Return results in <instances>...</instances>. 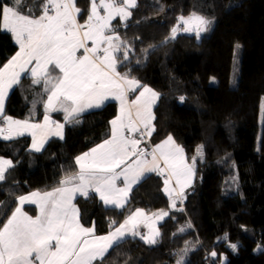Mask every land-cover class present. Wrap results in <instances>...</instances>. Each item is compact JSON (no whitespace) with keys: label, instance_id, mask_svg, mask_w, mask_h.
<instances>
[{"label":"trees","instance_id":"16d2710c","mask_svg":"<svg viewBox=\"0 0 264 264\" xmlns=\"http://www.w3.org/2000/svg\"><path fill=\"white\" fill-rule=\"evenodd\" d=\"M75 2L84 19L91 0ZM26 4L41 14L33 0ZM131 11L126 22L114 20L115 33L107 32L129 49L117 72L160 94L155 130L142 138L153 144L171 135L190 162L197 146H203V155L197 156L193 184L176 208L170 206L175 196L164 192L163 175L157 172L139 182L123 208L106 206L94 191L76 199L80 222L94 226L97 234L118 227L136 209L168 212L156 245L125 237L102 264H176L185 241L190 249L185 264H264V0H138ZM193 12L212 21L209 31L199 40L194 33H179L164 42L177 18ZM18 48L0 22V68ZM49 70L60 75L52 66ZM33 79L29 72L22 76L7 98L5 115L39 121L46 114L50 85ZM117 115L114 100L85 111L76 117L78 123L66 122L62 139H50L39 152L31 149L29 135L0 140V157H10L14 165L0 182V226L16 208L17 197L57 188L61 179L78 173L75 158L110 137V121ZM181 227L186 231L178 232Z\"/></svg>","mask_w":264,"mask_h":264},{"label":"snow or ice","instance_id":"6c2138e0","mask_svg":"<svg viewBox=\"0 0 264 264\" xmlns=\"http://www.w3.org/2000/svg\"><path fill=\"white\" fill-rule=\"evenodd\" d=\"M33 4L38 5L39 16L35 15L37 8L27 6L26 0H9L7 3L0 0L2 28L13 35L20 47V51L0 68V123L5 125L0 127V139L11 141L25 132H31L32 148L39 152L44 143L36 142L34 130L48 125V112L62 111L66 122L75 120L78 123L76 117L81 113L100 108L113 98L120 101V110L110 121V138L75 158V163L79 165L78 173L61 179V187L52 191L41 194L37 190L17 197L19 206L0 226V264H93L98 260L102 264L109 249L127 236H138L147 245H156L160 236L158 229L150 228L148 235H141L137 230L138 218L150 219L144 217L142 209H136L115 231L96 236L94 226L84 227L80 223L79 211L72 204L77 194L88 196V189L92 188L106 205L123 208L128 192L145 178L146 173L164 175L167 171L164 191L170 198L175 196L170 206L176 208V201L182 202L185 189L191 186L197 156L203 155V146H197L196 155L191 158L190 164L187 163L184 150L169 135L154 147L149 167V161L145 159L149 153L139 148L140 140L125 135V131H128L138 132L141 136L146 132L151 136L155 130L152 126V105L160 95L138 80L128 79V74L121 76L116 72L117 63L129 59V49L122 48L125 42L118 35L104 34L106 31L115 33L111 22L117 17L126 22L132 16L131 9L138 6V0H99V5L96 0H91V12L84 24L77 23L81 9L76 7L75 0H33ZM98 8H102L106 14L101 15ZM211 23L208 18L195 12L187 17L180 16L164 42L175 39L180 31L194 33L199 40L202 33L209 31ZM83 29L86 30L81 34ZM88 40L92 41L93 47L86 46ZM100 43L107 44L102 56L98 55ZM80 49H83V54L77 56ZM142 51L147 53L148 49ZM116 53H120L123 59L118 60ZM33 61L36 64L30 70L33 83L39 84L43 79L46 86L50 85L46 87L48 95L44 103V125L15 120L4 114L9 90L20 85L22 73L27 74L28 65ZM50 65L52 71L58 69L60 75L52 76ZM140 88L143 90L129 105L126 93ZM184 99L183 96L179 97L181 102ZM132 106L136 108V117L144 131L132 120ZM63 128L64 124L56 123L55 130H49V135L62 139ZM157 152L164 167H160ZM130 157L134 159L126 163ZM13 166L11 160L0 157V182L5 181L6 173ZM121 177L124 183L122 188L116 186V181ZM173 178L177 188L168 187ZM26 203L39 204L40 214L33 218L25 213L22 206ZM165 216H168V212H161L156 219L162 220ZM187 227L192 226L188 224ZM185 231L184 227L178 230L180 233ZM188 243L185 241V248L180 250L184 254L179 255L176 264H185L186 254L190 250ZM230 247L235 250L237 244ZM210 255L216 257L217 253L213 251Z\"/></svg>","mask_w":264,"mask_h":264},{"label":"crops","instance_id":"0c3cea01","mask_svg":"<svg viewBox=\"0 0 264 264\" xmlns=\"http://www.w3.org/2000/svg\"><path fill=\"white\" fill-rule=\"evenodd\" d=\"M96 3L99 5V0H97L96 1ZM75 5H76V2H75ZM77 8H79L78 6H76ZM80 9V8H79ZM98 11L100 12V14L101 15H105L106 13L104 12V10L102 9V8H98ZM90 12H91V6H90V11H89V14H90ZM89 14L87 15V17H85L84 19H82V17H80V15H81V13L80 14H78L77 15V23H79V24H84L85 23V21L87 20V18H88V16H89ZM116 19H119V17H117V18H115L114 20H116ZM114 20L111 22V24L114 22ZM84 30H86V29H83V30H81V34H82V32L84 31ZM105 35H115V34H110V33H108L107 31L104 33ZM15 39V38H14ZM114 43H115V41H114ZM18 44V43H17ZM18 46H19V44H18ZM86 46L87 47H89V48H91V47H93V43H92V41L91 40H88V41H86ZM105 47H107V44H105V43H100L99 44V52H98V55H103V48H105ZM20 51V47L18 48V50L16 51V53L17 52H19ZM16 53L14 54V55H16ZM83 54V49H80V50H78L77 51V53H76V55L77 56H80V55H82ZM13 55V56H14ZM116 55V54H115ZM12 56V57H13ZM11 57V58H12ZM10 58V59H11ZM116 58H117V56H116ZM10 59H8L6 62H5V64L10 60ZM4 64V65H5ZM3 65V66H4ZM3 66L1 67V68H3ZM51 66V65H50ZM49 66V67H50ZM33 67H36V64H35V61H33V63H31V64H29L28 65V72L29 73H31V68H33ZM116 67H117V65H116ZM116 72H117V70H116ZM24 74L22 73V76H23ZM122 76V75H121ZM128 79H134V78H130V77H127ZM140 82V81H139ZM149 88H151V87H149ZM151 89H153V88H151ZM12 90V89H11ZM11 90H9V94H10V92H11ZM143 89L142 88H140V89H138L137 91H135V92H127L126 93V96H127V101H128V103H129V105H131V102L133 101V100H135L136 99V96H138L139 94H140V91H142ZM155 92H157L155 89H153ZM158 93V92H157ZM9 94H8V96H9ZM8 96H7V98H8ZM7 98L5 99V104H6V101H7ZM46 100H47V98H46ZM112 100H114V101H116V103H117V105H118V114H119V110H120V101L119 100H117V99H109L108 101H112ZM158 100H159V98L157 99V101H156V103L154 104V105H152V114H153V116H154V119L152 120V126L154 127V120H155V107H156V105H157V103H158ZM108 101H106V102H108ZM105 102V103H106ZM93 109H96V108H93ZM5 110V109H4ZM88 110H92V109H88ZM88 110H86V111H88ZM85 112V111H84ZM83 112V113H84ZM54 113H59L60 115H62L63 116V119H60V118H58ZM131 113H132V120L135 122V124H136V126L137 127H139V128H141V131H142V129H143V126L139 123V120L137 119V117H136V108H135V106H132L131 107ZM82 114V113H81ZM47 115L49 116V118H50V122L48 123V125L47 126H45L44 128H42V129H36V130H34L35 132H36V137H35V139H36V142L37 143H40V142H42L43 141V143H44V147H45V145L47 144V142L50 140V139H52V138H54V137H58V136H52V135H49V130H55V128H56V123H60V124H64V128H63V136L65 135V129H66V121H65V119H64V113L62 112V111H50V112H48L47 113ZM44 117H45V115L42 117V119L41 120H39V121H34V120H30V119H21V118H19L20 120H27L30 124H38V125H44L45 124V120H44ZM14 119V118H13ZM17 120V119H16ZM52 122H56V123H52ZM3 126H5L4 124H2V126H0V127H3ZM146 133V132H145ZM25 134H27V135H29L30 137H31V145H30V147H31V149L33 150V151H35L33 148H32V144H33V137H32V134H31V132H25ZM24 134V135H25ZM125 135L126 136H130L131 138H133V139H137V140H140V144H139V148L140 149H142V150H145L147 153H149V155L147 156V157H145V159H147L148 161H149V164H148V166L149 167H151V159H152V157H151V153H152V151H153V149H154V147L157 145V144H161L162 142H159V143H153V144H150V143H148L147 142V140H144L143 138H142V136H141V134L140 133H138V132H128V131H125ZM19 137V136H18ZM45 137H47V139H45ZM16 138V137H15ZM60 138V137H59ZM110 138V137H109ZM108 138V139H109ZM167 139V138H166ZM165 139V140H166ZM164 140V141H165ZM175 141V140H174ZM102 143V142H101ZM101 143H99V144H101ZM175 144L177 145V146H179L180 148H182L176 141H175ZM98 145V144H97ZM43 147V148H44ZM95 147V146H94ZM93 147V148H94ZM92 149V148H91ZM183 149V148H182ZM184 150V149H183ZM89 151V150H88ZM88 151H86V152H88ZM85 153V152H84ZM82 155V154H81ZM156 155H157V158H158V160H159V163H160V167H164V164H163V160L162 159H160V153L159 152H157L156 153ZM184 157H185V159H186V161H187V163H191L190 161H189V159L187 158V156H186V154H185V152H184ZM132 159H134V157H130L129 158V161H127L126 163H128V162H130ZM124 167V165H122L121 166V168H123ZM117 171H120V169H117ZM150 173H152V172H149V173H146V175H145V177L148 175V174H150ZM158 173V172H157ZM168 177V173H167V171L164 173V175H163V178H164V180L166 179ZM195 177V176H194ZM193 181H194V178H193V180H192V183H191V185L193 184ZM139 184V182L137 183V184H134L133 186H132V189H131V191L137 186ZM69 187L71 186V185H68ZM116 186L117 187H124V183H123V177H121L120 179H118L117 181H116ZM59 187H61V186H59ZM166 187V185H165V183H164V188ZM168 187L169 188H177V185H176V183H175V178H173L172 180H171V182H170V184L168 185ZM58 188V187H57ZM189 188V187H188ZM188 188H186L185 190H187ZM55 189V188H54ZM53 189H51V190H48V191H52ZM178 190V189H177ZM89 191H94L92 188H89L88 189V192ZM131 191H129L128 192V195H127V198H126V201H125V203H124V206L127 204V202L129 201V198H130V193H131ZM33 192V191H32ZM45 192H47V191H45ZM95 192V191H94ZM165 192V191H164ZM29 193H31V192H29ZM29 193H26V194H24V195H27V194H29ZM44 192H41V194H43ZM96 193V192H95ZM166 193V192H165ZM96 194H98V193H96ZM167 195H168V193H166ZM79 196H82V195H79V194H77L74 198H73V200H72V204L76 207V199L79 197ZM98 196L100 197V195L98 194ZM169 196V195H168ZM174 196V195H173ZM105 204V203H104ZM106 205V204H105ZM18 206H19V204H18ZM28 206H31V207H34V209H28L27 207ZM106 206H108V207H115V206H112V205H106ZM22 210L25 212V213H27L29 216H32L33 218H35L37 215H39L40 214V208H39V204H25V205H23L22 206ZM143 210V209H142ZM136 211V210H135ZM134 211V212H135ZM144 211V217H148V218H150V219H144V218H138L139 220H140V222L138 223V225H137V230L141 233V235H148L149 234V232H150V228H155V229H158L159 227V224H160V222L163 220H160V219H156V215L157 214H159V213H161V212H157V213H148V212H146L145 210H143ZM133 212V213H134ZM132 213V214H133ZM131 214V215H132ZM79 220H80V215H79ZM81 223V222H80ZM124 223V222H123ZM82 224V223H81ZM84 227H86V226H84ZM119 227V226H118ZM117 228V227H116ZM116 228H114V229H112L111 231H109V232H112V231H115V229ZM109 232H107V233H105V234H97L96 232H94V234L96 235V236H105V235H107ZM128 237V236H127ZM90 238V237H89ZM110 250V249H109Z\"/></svg>","mask_w":264,"mask_h":264},{"label":"rangeland","instance_id":"374dc122","mask_svg":"<svg viewBox=\"0 0 264 264\" xmlns=\"http://www.w3.org/2000/svg\"><path fill=\"white\" fill-rule=\"evenodd\" d=\"M189 16V15H188ZM185 17H187V16H185ZM84 18V17H83ZM180 27L182 28L183 27V25L181 24L180 25ZM179 33H185V32H182V31H180ZM178 33V34H179ZM12 91V90H11ZM7 116H9V115H7ZM12 117V116H11ZM15 120L17 119V120H20L19 118H15V117H13ZM22 119V118H21ZM22 121V120H21ZM2 124L3 123H0V126H2ZM25 135H27V134H25ZM144 136V135H143ZM0 140H2V139H0ZM4 159H9V160H11L12 161V159L10 158V157H3ZM76 202V201H75ZM18 204H19V201H18V203H17V205H16V207L18 206ZM76 209H78V207H77V205H76ZM79 211V210H78Z\"/></svg>","mask_w":264,"mask_h":264}]
</instances>
